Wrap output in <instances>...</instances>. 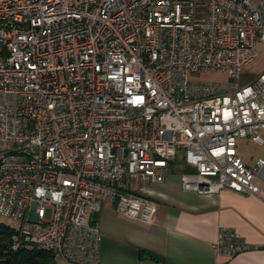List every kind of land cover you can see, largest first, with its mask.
I'll list each match as a JSON object with an SVG mask.
<instances>
[{
    "label": "built area",
    "instance_id": "built-area-1",
    "mask_svg": "<svg viewBox=\"0 0 264 264\" xmlns=\"http://www.w3.org/2000/svg\"><path fill=\"white\" fill-rule=\"evenodd\" d=\"M264 0H0V216L11 247L100 264L105 202L152 222L144 182L261 192L240 140H264ZM203 74L224 81H200ZM33 216V219L31 218ZM249 250L232 229L216 246Z\"/></svg>",
    "mask_w": 264,
    "mask_h": 264
},
{
    "label": "crops",
    "instance_id": "crops-1",
    "mask_svg": "<svg viewBox=\"0 0 264 264\" xmlns=\"http://www.w3.org/2000/svg\"><path fill=\"white\" fill-rule=\"evenodd\" d=\"M237 154L252 166L264 159V142L243 139ZM256 184L258 195H202L183 190L177 168L162 184H140L156 216L152 222L131 219L105 202L94 216L103 236L100 264H264V171ZM224 229L234 230L250 249L230 258L220 254L216 246Z\"/></svg>",
    "mask_w": 264,
    "mask_h": 264
},
{
    "label": "trees",
    "instance_id": "trees-1",
    "mask_svg": "<svg viewBox=\"0 0 264 264\" xmlns=\"http://www.w3.org/2000/svg\"><path fill=\"white\" fill-rule=\"evenodd\" d=\"M13 232L10 225L0 223V264H58L51 252L30 248L14 251L11 247Z\"/></svg>",
    "mask_w": 264,
    "mask_h": 264
},
{
    "label": "rangeland",
    "instance_id": "rangeland-1",
    "mask_svg": "<svg viewBox=\"0 0 264 264\" xmlns=\"http://www.w3.org/2000/svg\"><path fill=\"white\" fill-rule=\"evenodd\" d=\"M257 52H258L257 58L252 63H250L248 66H246V68L244 69V73L242 74V78L240 81V84L242 85L250 83L252 80H254L258 76V74L264 71V44L261 43L257 46ZM199 80L200 81H224V80H227V78L226 76L220 75V74H203L199 76ZM241 141L242 140L238 142V146L241 145ZM31 218L33 219V216ZM0 223L12 225V226L18 225L17 222L5 219L1 216H0ZM57 263L58 264H68L60 258H57Z\"/></svg>",
    "mask_w": 264,
    "mask_h": 264
}]
</instances>
